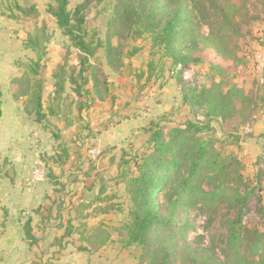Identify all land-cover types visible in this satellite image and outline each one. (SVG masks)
Here are the masks:
<instances>
[{
  "label": "rangeland",
  "instance_id": "1",
  "mask_svg": "<svg viewBox=\"0 0 264 264\" xmlns=\"http://www.w3.org/2000/svg\"><path fill=\"white\" fill-rule=\"evenodd\" d=\"M80 2L71 0L69 8L74 9ZM199 2L205 4L208 18L194 12L193 7ZM215 2L229 21L221 35L223 40L217 43L219 52L202 44L195 53L199 63L175 66L165 57L164 49L153 47L147 35L137 40L127 33L123 39L112 38L110 44L119 46L122 53L121 68L110 70L105 47L92 60L98 78L108 82L112 97L104 102L94 98L95 102L79 113L77 102L81 99L72 92L68 79L64 93L55 100L54 74L60 64H65L70 74L79 62V53L48 13V1L0 0V24L4 22L3 30L11 35L15 51L23 53L17 61L21 76L14 79L18 81L11 86V92H17L19 98L15 100L22 106L32 98L35 84L31 61L40 59L44 67L42 103L51 125L49 130L38 125L33 133L0 132V238L5 233V185L21 176L14 166L25 154V176L32 183L25 188L36 187L33 172L37 168L43 171V181L59 177L82 182L74 187L77 196L80 190L87 191L89 184L100 181L107 186L101 197L104 201L71 217V230L67 209L62 211L61 219L54 216L57 207L54 209L51 224L56 228L35 232L40 262L32 258L34 248L29 247L23 227L22 231L13 232L23 236L21 241L14 239L11 247L0 244V264H158L128 233L134 209L130 182L136 172L130 159L150 151L145 144L154 132H161L163 140L169 142L172 127L187 123L195 128L188 132L190 152L186 154L183 149L182 154L188 158L204 147L208 165L218 156L217 160L225 163L220 169L206 167L194 180L195 189L177 208L176 243L170 264H194L189 255L195 250L212 253L222 263L235 264L227 258V243L228 225L238 209L228 200L206 206L196 194L199 189L213 192L238 187L245 192L247 187L251 197L239 226L244 252L264 241V0H224L223 5L217 0H186L187 7L193 10L194 23L199 26L198 33L205 38L215 20ZM115 5V0L100 5L91 2L85 11L86 30L96 34L104 46L109 44L108 24ZM30 39L36 41V50ZM134 50L138 52L133 53ZM151 63L153 71L149 68ZM209 89H213L210 101L216 116L208 115L209 96L199 98L198 104H184V96L199 97ZM51 106L53 114L48 111ZM29 109L33 111L34 105ZM183 139L182 136L180 140ZM92 150L100 153L91 154ZM182 162V174L187 175L189 161ZM238 174L249 180L247 186L238 184ZM83 196L85 193L80 203L79 196L75 199V206L90 204L96 195ZM160 200L162 214L168 215L164 198ZM28 205L23 204L17 216L22 224L36 211ZM106 210L108 214H104ZM34 220L40 222L37 217ZM92 234V242L83 241Z\"/></svg>",
  "mask_w": 264,
  "mask_h": 264
},
{
  "label": "trees",
  "instance_id": "2",
  "mask_svg": "<svg viewBox=\"0 0 264 264\" xmlns=\"http://www.w3.org/2000/svg\"><path fill=\"white\" fill-rule=\"evenodd\" d=\"M47 1L48 13L55 19L64 35L69 37L73 47L79 53V62L77 66L71 69L70 74H67L65 64H60L58 72L54 74L56 81L54 84L55 100H59L64 93L68 79L72 92L78 99H81L80 102H77L79 103V113L88 109L92 102H95L94 98L104 102L109 97H112L108 82H101L97 76V67L92 62L93 59H96L99 50L105 47L110 70L116 72L121 68L122 53L119 46L114 47L110 44L112 38L123 39L127 33L133 40H137L147 35L152 39L153 47H160L165 50V57L171 60L173 65L185 66L200 62L199 58L195 57V53L202 44L219 52L217 43L223 40L221 35H223L227 25H229L225 11L216 2L213 4L215 20L210 24L209 36L205 38L198 33L199 26L194 23L193 17V10L194 12L197 11L203 18L209 17L203 2L195 4L193 10H191L187 7L186 0H115L114 14L108 24L109 44L104 46L96 34L86 30L85 11L89 8L91 2L100 5L106 0H82L74 9L69 8L71 0ZM217 1H221L222 5L224 4V0ZM30 42L33 44V50H36L38 48L36 41L30 39ZM137 52L138 50H134L133 53ZM31 63L33 65L30 70L33 74L35 88L31 94L32 98L23 102V108L32 124L40 125L44 130H49L51 125L47 119V114L44 113L42 103L43 81L41 80V74L44 67L41 66L40 59L31 61ZM149 68L150 71H153L152 63L149 64ZM17 81L18 79L13 80L12 87ZM212 94L213 89H209L204 90L199 97L194 95L190 97L184 96V104L188 106L195 103L198 104L199 98L204 95L209 96L207 100L210 107L208 115L211 117L216 116V108L210 101ZM12 96L14 99L19 98L16 91L12 93ZM90 96H93V98H88ZM1 97L2 93L0 91V99ZM84 98L86 99L85 102ZM32 105H34L33 111L29 109ZM48 111L53 114L54 108L51 106ZM1 115L0 100V117ZM33 116L34 118H32ZM192 128H195V126L191 123H187L182 127H172L169 142L163 140L161 132H154L145 144L149 146L150 151L130 159L136 172L130 182L134 209L131 212L132 222L127 227L128 233L133 241L144 247L147 255L158 261V264L171 263V256L176 243L175 222L177 208L186 199L189 191L195 189L194 180L199 179V174L206 167L211 170L220 169L221 166V168H224L225 162L217 160L219 156L208 165L204 147H199L195 154H189L190 157L188 158L182 154L183 149L186 154L190 152L187 139L188 132ZM182 136L184 139L180 140ZM63 153L66 154V152ZM186 159L189 161V167L187 175H183L182 168L184 165L182 160ZM50 180L53 187L43 191V203L34 211L40 222L37 224L34 218L31 217L24 225L26 241L30 248H34L31 253L32 258L39 262L41 255L38 252V238L35 232L41 229L56 228V226L51 224L54 209L57 207L54 216L59 219L62 218V211L67 209L70 215L68 225L71 230L73 227L71 217L75 213H82L84 210L89 209L96 202L104 201L101 197L107 192V186L101 184L98 194L90 204L75 206L85 199L83 198L82 200L84 193L80 192L78 195L80 200L76 203L77 193L69 190L67 182H63L59 177H55L54 180L50 178ZM248 182L249 180L238 174V184L240 186L245 187ZM247 189L246 187L245 192H241L238 187H223L213 192L199 189L196 194L206 206L218 205L228 200L231 205L238 209L236 217L228 225L227 258L232 259L235 264H262L264 263V241L257 242L246 253L244 252L243 239L239 231V226L242 223L251 197ZM87 191L88 193L94 192L95 185L90 186ZM161 198H164L168 207V215H164L161 212ZM74 206L76 208H73ZM108 213L109 210L104 212V214ZM5 216L6 218H4V223L2 224L3 232L8 219L7 212ZM68 234L71 235L72 233L69 231ZM92 235L89 238H82L83 241L92 242L95 238ZM80 249L85 250L84 248ZM189 259L194 264H225L219 261L214 254L205 250L191 251Z\"/></svg>",
  "mask_w": 264,
  "mask_h": 264
},
{
  "label": "crops",
  "instance_id": "3",
  "mask_svg": "<svg viewBox=\"0 0 264 264\" xmlns=\"http://www.w3.org/2000/svg\"><path fill=\"white\" fill-rule=\"evenodd\" d=\"M3 25L0 24V91L2 93L1 103H2V115L0 117V132L5 135H13L16 132H35L37 131V125H34L30 122L29 117L26 115L23 106L19 101H16L11 92L12 81L21 76V68H18L17 61L20 57L23 56V53H18L13 48V40H10V36L6 31L3 30ZM7 46V47H6ZM1 129H4L1 131ZM28 157L27 154L23 156ZM22 158L21 161L15 163L14 166L16 169H19L21 176H18L15 181L11 180L6 182L4 197L6 198V212L8 214V219L5 223V233L0 239L1 245H6L11 247L14 239L22 240L23 236L14 234L13 232L22 231L25 225L22 224L17 217L20 214L23 204L28 205L30 210L37 209L42 203L44 198V190L51 189L53 187L50 179L42 181L41 183L33 184L35 188H25L26 185H31L32 183L28 182V179L25 176V164ZM18 166V167H17ZM33 169V167L31 168ZM66 181L69 186V190L74 191V187L81 185L83 183L77 182L76 179L63 180ZM97 183V184H96ZM103 182H95V191L88 193V191H81L85 193V196L94 194L97 195L99 188ZM94 184V183H93ZM100 184V186H99ZM87 185V184H86ZM92 184H89V186ZM88 186V185H87ZM31 195V196H30ZM84 196V197H85ZM96 197V196H95ZM27 206V207H28ZM31 212V211H30ZM36 218L35 213H32V216ZM38 218V217H37ZM37 223V222H36ZM49 230V229H48Z\"/></svg>",
  "mask_w": 264,
  "mask_h": 264
},
{
  "label": "built area",
  "instance_id": "4",
  "mask_svg": "<svg viewBox=\"0 0 264 264\" xmlns=\"http://www.w3.org/2000/svg\"><path fill=\"white\" fill-rule=\"evenodd\" d=\"M90 153L91 154H93V153L99 154L100 152L98 150H94V152H93V150H92V151H90ZM33 174H34L33 175L34 176V182H41L44 180V174H43V171L41 169H39V168L35 169Z\"/></svg>",
  "mask_w": 264,
  "mask_h": 264
}]
</instances>
